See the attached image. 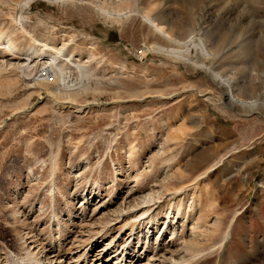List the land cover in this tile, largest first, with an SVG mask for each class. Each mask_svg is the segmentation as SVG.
<instances>
[{
	"label": "rangeland",
	"instance_id": "374dc122",
	"mask_svg": "<svg viewBox=\"0 0 264 264\" xmlns=\"http://www.w3.org/2000/svg\"><path fill=\"white\" fill-rule=\"evenodd\" d=\"M109 241L99 264H264V0H0V264Z\"/></svg>",
	"mask_w": 264,
	"mask_h": 264
},
{
	"label": "bare ground",
	"instance_id": "6f19581e",
	"mask_svg": "<svg viewBox=\"0 0 264 264\" xmlns=\"http://www.w3.org/2000/svg\"><path fill=\"white\" fill-rule=\"evenodd\" d=\"M46 1H56V0H46ZM145 19H146V21L147 22H150L161 34H163L165 37H166V35L164 34V32L161 30V27H159L157 24H156V22L152 19V17H150L148 14H145ZM4 40V39H3ZM11 40V39H10ZM10 40L8 41V43H9V45L11 46L13 43L12 42H10ZM6 41V40H5ZM4 44V43H3ZM6 45H8V44H6ZM8 45V46H9ZM44 45V44H43ZM7 46V47H8ZM5 47V46H4ZM12 47V46H11ZM13 47H14V45H13ZM12 47V48H13ZM46 47H47V45H46ZM49 48H52V47H49ZM60 48V47H59ZM45 50V49H44ZM51 50V49H50ZM52 51V50H51ZM53 51H54V49H53ZM163 51V50H162ZM56 53H57V51H56ZM43 54V53H42ZM51 53H49V55H50ZM61 55V54H60ZM51 56V55H50ZM50 56H48V57H50ZM14 57V56H13ZM51 58V57H50ZM53 59V58H52ZM50 61V60H49ZM53 61V60H52ZM47 75H46V77L48 78V79H50V80H56V75H55V73H54V75H50L49 73H46ZM221 82H222V85L223 86H227L228 88V91H227V96L229 97V102H230V100H231V102L233 101V103L234 104H238V105H240L241 107H246V108H249V109H254L255 107H256V105H255V103H253L252 102V100H247V99H242V98H240L238 95H236L235 94V90H234V86L232 85V84H230V82L228 83L227 82V79L225 78V79H221L220 80ZM222 103L221 104H223V105H225V107H228V108H230V107H232V106H230V103H227V102H223V100H222V98L221 99H219ZM68 102H70V103H74V102H71V101H68ZM74 106H75V103H74ZM169 168V167H168ZM203 176V175H202ZM201 176V177H202ZM200 179V178H199ZM198 179V180H199ZM197 181V180H196ZM195 181V182H196ZM190 182H192V181H190ZM195 184V183H194ZM183 186V185H182ZM171 187V186H170ZM187 187V188H186ZM189 187H191V186H183L182 188H180L179 190H180V192H179V194H181V198H180V203H179V205L180 206H182L184 203H183V200H185L184 199V197H183V193H185L186 192V189H188ZM192 187H193V185H192ZM58 188V187H57ZM80 189V188H79ZM182 189V190H181ZM172 191H176V190H172ZM173 193H175V192H173ZM178 193V192H177ZM168 194V193H167ZM172 194V193H171ZM174 195V194H173ZM85 197H86V195L82 198V201H83V203L82 204H87L88 202H89V198H87V201H86V199H85ZM183 197V198H182ZM169 199H170V197H169ZM85 200V201H84ZM136 200V199H135ZM142 202V201H141ZM140 203V202H139ZM130 205V204H129ZM155 205V204H154ZM82 206V205H81ZM137 207H128V208H123L122 207V209H121V211L122 212H124L125 211V215H128V214H130V216H132V219H134L133 220V222H134V224L137 226H139V225H141L142 224V221L143 220H146V219H154L153 218V214H154V211L156 210L155 209V207L154 206H150V203L149 202H146V201H143V203H142V205H140V206H138V205H136ZM127 207V206H126ZM181 212V211H180ZM178 213V212H177ZM123 214V215H124ZM179 214V213H178ZM120 216V215H119ZM26 217V216H25ZM151 217V218H150ZM129 223V222H128ZM200 225V224H199ZM107 226H109V225H107ZM193 226H198V224L197 225H193ZM25 228V227H24ZM192 228V227H191ZM167 229H168V227H167ZM193 230H194V227H193ZM149 232H150V230H148V234H149ZM192 233H193V231H191ZM228 232V231H227ZM98 234H101V233H98ZM163 234H164V232H162V229H160L158 232H157V235L158 236H160V237H162L163 236ZM193 234H195V233H193ZM192 234V235H193ZM228 234V233H227ZM173 235H176V232H174L173 234H172V236ZM198 235H199V233H198ZM198 235H196L195 237L197 238V236ZM202 235H203V233H202ZM171 236V237H172ZM201 236V235H200ZM174 237V236H173ZM32 238V237H31ZM192 238H194V236L192 237ZM199 238V237H198ZM29 239V238H28ZM112 240L114 241V237L112 238ZM190 240H191V238H190ZM157 241V240H156ZM201 241V240H200ZM112 242V241H111ZM111 242L109 241V242H107V245H105L104 247H102V248H99L98 250H97V252H95L96 254L95 255H93V256H95L94 258H96V257H98L97 259H98V263L97 264H99L100 262H102L103 261V259H104V256L107 254V252L108 251H110V249H109V246H111ZM197 242H199V240H197ZM34 244H35V242H34ZM199 244V243H198ZM37 245V244H36ZM195 246V245H194ZM30 247V246H29ZM44 247V246H43ZM94 246L92 245V247L89 249V252L86 254V258L87 259H89V256L91 255L92 256V248H93ZM63 248V247H62ZM32 249V248H31ZM61 249V247H56V246H54V245H52V246H50L49 247V249H47V250H42L41 252H39L40 254H41V256H39L38 254H35V252L34 253H28V255H27V257H23V258H19V257H15L14 259H12V261L11 262H9L10 264H76L78 261H79V259H75V261H73V263H71V262H68V259H67V257H66V255H65V253H62V251L60 250ZM66 249V248H65ZM192 249V248H191ZM63 250V249H62ZM189 250V249H188ZM40 251V250H39ZM87 252V251H86ZM123 252H125V251H123ZM126 253H127V251H126ZM85 254V253H84ZM165 254V253H164ZM200 254H202V253H199V255ZM196 255V254H195ZM198 255V256H199ZM13 256V255H12ZM22 256V255H21ZM127 256V254L125 255V257ZM155 256V255H154ZM124 257V258H125ZM141 257V255L139 256V258ZM163 257V256H162ZM192 257V256H191ZM167 258V257H166ZM193 258V257H192ZM191 258V259H192ZM118 259V258H117ZM188 259H189V257H188ZM119 261V260H118ZM159 261V262H158ZM181 261V260H180ZM188 261H190V260H188ZM156 262H158V263H156ZM184 262V261H183ZM186 262L187 261H185L184 262V264H186ZM173 263V262H172ZM109 264H118L117 263V261L116 260H113L111 263H109ZM143 264H161V261L159 260V258H147V262H145V263H143Z\"/></svg>",
	"mask_w": 264,
	"mask_h": 264
}]
</instances>
